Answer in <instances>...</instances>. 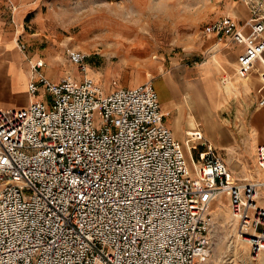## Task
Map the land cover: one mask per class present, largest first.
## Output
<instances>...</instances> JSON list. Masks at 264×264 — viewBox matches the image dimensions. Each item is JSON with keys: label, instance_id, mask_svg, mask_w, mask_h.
<instances>
[{"label": "built area", "instance_id": "built-area-1", "mask_svg": "<svg viewBox=\"0 0 264 264\" xmlns=\"http://www.w3.org/2000/svg\"><path fill=\"white\" fill-rule=\"evenodd\" d=\"M246 2L247 21L221 16L203 34L243 45L237 75L256 73L261 92L263 1ZM71 58L88 71L87 54ZM44 64L31 62L28 105L0 107V264H204L220 193L252 258L264 257V182L232 179L200 130L178 139L151 80L107 92L88 75L53 82ZM256 158L264 169V144Z\"/></svg>", "mask_w": 264, "mask_h": 264}, {"label": "rangeland", "instance_id": "rangeland-1", "mask_svg": "<svg viewBox=\"0 0 264 264\" xmlns=\"http://www.w3.org/2000/svg\"><path fill=\"white\" fill-rule=\"evenodd\" d=\"M227 1L40 0V21L30 22V28L17 35L9 19L3 41L14 46L15 51L27 54L40 50L37 59L45 62L41 72L51 81L60 78L63 72H67L68 78H74L71 77L73 73L77 78L87 75L88 71L82 72L73 62V51L87 54L89 75L104 91L115 87L114 80L118 83L123 79H143L140 83L151 80L159 93L165 122L173 131L177 129L184 134L182 141L191 135L195 137L196 119L197 131L200 130L220 152L234 179L241 183L264 182V174L259 175L260 179L256 174L258 168L261 170L255 156L256 148L250 151L248 142V122L257 100L250 110L244 106V113L243 104H250V93L243 92L240 87L242 84L249 90L244 83L247 80L258 88V79L251 77L240 82L232 71L235 65L230 64L228 68L222 61L219 53L223 51L217 50L215 43L204 44L203 28L215 20L210 18L214 12L226 9ZM33 16L36 17L35 12ZM216 51L219 53H214ZM202 63L217 73L221 69L222 73L214 77L218 108L205 109L200 114L197 105L200 100L192 98L191 85L198 78L196 69ZM4 74L0 70L1 79ZM171 76L173 81H168ZM5 90L0 87V91ZM255 90L251 94L256 98ZM26 96L27 93H22L13 95L11 100L1 98L0 107L25 105L22 100ZM37 97L44 95L38 93ZM237 105L242 110L238 116L234 113ZM211 123L222 128L218 130L226 136L223 140L216 141L210 130ZM221 196L212 202L210 209L213 222L208 236L212 252L204 264H264V257L259 255L253 259L247 242L237 235V220L233 218L228 197ZM259 203L264 206V186L260 188Z\"/></svg>", "mask_w": 264, "mask_h": 264}, {"label": "crops", "instance_id": "crops-1", "mask_svg": "<svg viewBox=\"0 0 264 264\" xmlns=\"http://www.w3.org/2000/svg\"><path fill=\"white\" fill-rule=\"evenodd\" d=\"M262 1L263 2H262L261 12L262 14H264V0ZM39 11H40V0H0V70L5 73L4 74L5 77L3 79L0 78V87L2 86L6 88L5 91L3 92L0 91V99L2 98V99L11 100V98H13V95L15 94L27 93V96L24 97V100H22V102L25 105H19V106H26L31 101V98L29 99V94H28V84L30 83V81L33 80L32 77L35 76L31 67V62L32 61L34 62L35 60H37V58H40V50H36L32 54H27L24 51L22 52L15 51L14 46H8L9 44L3 41V37L6 35L5 27L8 20L12 19L17 30V35L22 34L23 30L27 31V28H30L31 26L30 22L40 21ZM34 12L36 14V17L33 16ZM226 15L234 16L238 18V20L241 23H244L251 16L250 5L247 4L246 0H243V2L241 1L235 2L233 0H229L227 1V6L225 10H219L214 12V14H212L210 18L217 19L221 16H226ZM32 34H37V33L32 32ZM205 37H206V41H204V44L207 43V45H213L215 43L214 44V46H216L215 48H217V50L220 49L223 52L219 53L218 51H216L214 53H219L221 55L222 61L225 63V65L228 66V68H231V66L234 64L235 66L234 68H232L233 69L232 71L236 74V76L239 77V75H237L236 72L237 62L239 56L244 51L245 47L243 45H235L231 43L227 38H223L219 40L215 36V34L205 35ZM14 39L17 42V38ZM14 39H10L9 41ZM31 55H32V57L30 58L31 60H29V57ZM216 67L220 68V65H216ZM218 73L219 74L222 73V70L221 69L218 70ZM218 73L214 72L212 67H210L206 63L200 64L198 69H196L195 74L198 75V78L191 85L192 95L191 94L190 95L192 96V98L194 97L195 100H196L195 97H197L200 100V101L198 100L199 102L197 103L200 114L203 113L205 109L210 110V109L218 108L219 98L214 85V77ZM74 74L75 73H73L71 77H74L75 80H80L82 78L81 76L77 78ZM66 75H68L67 72H63V75L60 78L56 80H54L53 78L52 80L56 83L60 82L68 77ZM251 77H255L258 79L259 82L258 88H255L254 85L252 86V84H250V81L247 80L244 83L245 86L249 88V90L245 89L244 86H242V84H240V87L242 88L243 92L247 94L250 93L248 97V99H250V104L249 105H247L248 103H246L245 105L243 104L244 113L246 110L244 106H247V110H250V108L253 107L255 103L254 100H257L256 103L258 107L256 106L254 109H252V114L248 122V129L250 131L248 142H249L250 151L253 152L255 151V148L257 150V147L260 144H264V108H263L264 105L259 106L258 104L260 98L264 96V88L261 92H259V89L262 87L261 79L256 73L250 75L249 78ZM166 79L164 80L167 83ZM239 79L240 82H243L242 81L243 78L239 77ZM142 80L143 79H130V80L123 79L118 83V86H135L139 84ZM167 80L173 81V76H171V78L168 77ZM114 88L115 87H113L112 89L111 88L107 89L106 91L109 92ZM253 89L254 90L256 89L255 91H257V93L255 92L256 98L251 94L253 93ZM190 95L189 96L187 95V97L190 98L191 97ZM240 111L242 110L240 106L237 105V108L234 111L235 115L238 116ZM194 121L196 122L194 126V132L197 133L199 132L197 131L198 123L196 119H194ZM218 129L222 130V128L216 127L214 123H211L210 130L212 131V135H214L216 141L219 142L223 140L226 136L222 133H219ZM173 132L175 136L182 141V138H184V134L177 129H174ZM255 156H256V151H255ZM256 174L259 178V175L264 174V169L259 170L258 168ZM210 209H212V203Z\"/></svg>", "mask_w": 264, "mask_h": 264}, {"label": "bare ground", "instance_id": "bare-ground-1", "mask_svg": "<svg viewBox=\"0 0 264 264\" xmlns=\"http://www.w3.org/2000/svg\"><path fill=\"white\" fill-rule=\"evenodd\" d=\"M104 37V36H103ZM8 50V49H7ZM57 58V57H56ZM38 60H40V59H38ZM87 75H88V77H90V78H92V79H94L93 77H92V75H89V67H88V73H87ZM29 85V84H28ZM30 98H32V97H30V95H29V99ZM184 109V108H183ZM184 111V110H183ZM193 138H196V136L195 137H193ZM232 177H234L233 175H232ZM232 179H234V178H232ZM221 195H226L225 193H220L216 198H214L212 201H214L215 199H217L218 197H220ZM259 196H260V192H259ZM212 201H211V203H212ZM211 203H210V206H211ZM209 211L211 212V210H210V207H209ZM222 213V212H221ZM215 214H216V212H215ZM233 215V214H232ZM219 216V215H218ZM234 218V217H233ZM235 220H237L236 218H234ZM237 232V235H238V231H236ZM240 237V236H239ZM263 263H264V259H263Z\"/></svg>", "mask_w": 264, "mask_h": 264}]
</instances>
